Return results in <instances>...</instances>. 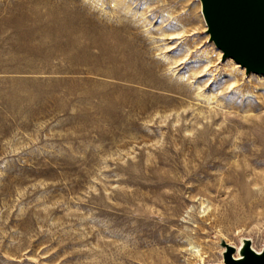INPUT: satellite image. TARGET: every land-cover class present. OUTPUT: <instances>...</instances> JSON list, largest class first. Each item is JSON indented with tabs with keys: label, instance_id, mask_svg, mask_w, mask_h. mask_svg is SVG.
<instances>
[{
	"label": "rangeland",
	"instance_id": "rangeland-1",
	"mask_svg": "<svg viewBox=\"0 0 264 264\" xmlns=\"http://www.w3.org/2000/svg\"><path fill=\"white\" fill-rule=\"evenodd\" d=\"M228 59L200 0H0V264L260 250L264 74Z\"/></svg>",
	"mask_w": 264,
	"mask_h": 264
},
{
	"label": "water",
	"instance_id": "water-1",
	"mask_svg": "<svg viewBox=\"0 0 264 264\" xmlns=\"http://www.w3.org/2000/svg\"><path fill=\"white\" fill-rule=\"evenodd\" d=\"M210 40L246 73L264 74V0H200ZM223 263L264 264V246L256 251L244 239L235 256L236 246L222 240Z\"/></svg>",
	"mask_w": 264,
	"mask_h": 264
},
{
	"label": "bare ground",
	"instance_id": "bare-ground-1",
	"mask_svg": "<svg viewBox=\"0 0 264 264\" xmlns=\"http://www.w3.org/2000/svg\"><path fill=\"white\" fill-rule=\"evenodd\" d=\"M67 29H69V28H67ZM63 32V31H62ZM78 40V39H77ZM229 61H231V59H228ZM238 64V63H237ZM236 64V65H237ZM239 65V64H238ZM241 66V65H240ZM236 67V66H235ZM244 239H250V238H248V237H243L242 239H241V243H240V245H238V246H236V248H237V250H236V252H235V256L236 257H240V253H239V249H240V247H241V245H242V243H243V240ZM251 240V239H250ZM253 247V246H252ZM254 248V247H253ZM263 248V247H262ZM262 248L260 249V250H258V249H256V248H254L256 251H261L262 250ZM217 263H223V261H221V262H217ZM217 263H215V264H217Z\"/></svg>",
	"mask_w": 264,
	"mask_h": 264
}]
</instances>
